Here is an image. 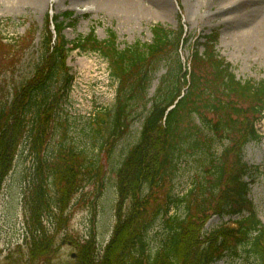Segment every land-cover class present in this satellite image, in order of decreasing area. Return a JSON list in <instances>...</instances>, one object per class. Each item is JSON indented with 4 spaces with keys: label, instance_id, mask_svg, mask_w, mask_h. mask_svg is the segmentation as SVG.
<instances>
[{
    "label": "trees",
    "instance_id": "obj_1",
    "mask_svg": "<svg viewBox=\"0 0 264 264\" xmlns=\"http://www.w3.org/2000/svg\"><path fill=\"white\" fill-rule=\"evenodd\" d=\"M58 19L50 18L54 33L44 37L32 77L0 106V198L23 144L34 161L22 198L23 244L4 259L7 264H52L56 237L69 231L67 213L73 201L84 197L90 179L97 180L95 199L106 185L99 153L94 161L84 150L60 146L48 156L51 129L72 79L66 60L75 49L103 57L118 87L113 107L96 118L102 126L93 134L94 140L101 139L99 151L105 149L110 157L133 122H142L137 140L112 166L116 197L110 240L98 248L93 228L86 240L76 242L71 264H215L228 252L237 255V247L255 264H264V226L248 199L246 179L253 177L244 162L245 147L262 139L256 125L264 119V81L237 80L216 53L214 34L195 44L187 66L178 55L189 41L182 28L170 31L156 25L151 44L119 49L113 33L103 41L91 32L68 42L62 34L65 22ZM32 39H23L18 48H29ZM162 63L166 74L148 98ZM92 144L95 148L98 143ZM191 158L199 178L183 196L173 195L171 187L166 189L170 178ZM89 205L94 220L95 202ZM170 208L173 216H168ZM162 216L164 234L153 249L148 234ZM213 216L239 219L207 232Z\"/></svg>",
    "mask_w": 264,
    "mask_h": 264
},
{
    "label": "rangeland",
    "instance_id": "obj_2",
    "mask_svg": "<svg viewBox=\"0 0 264 264\" xmlns=\"http://www.w3.org/2000/svg\"><path fill=\"white\" fill-rule=\"evenodd\" d=\"M138 4L136 15H127L112 6L111 0H42L38 5L31 0H0V106L10 102L15 91L32 77L35 66L41 60L44 37L53 34L50 18L58 16L64 21L62 34L68 42L86 38L93 32L98 41L107 39L109 33L116 36L119 49L134 44L149 45L152 42L151 29L161 25L170 31L183 29L189 41L180 46L178 55L184 62L190 59L192 47L202 44L205 36L214 34L217 39L215 51L219 58L231 65L237 80L264 81V46L252 37L256 18L249 12L253 9V0H128ZM255 1V0H254ZM227 9V10H225ZM230 12V13H227ZM71 14L65 19L63 15ZM49 20V21H48ZM30 32V34H29ZM33 36L30 47L18 48ZM29 42V41H28ZM25 46V44L23 45ZM202 52V48H198ZM69 75L72 77L67 102L59 104L58 114L51 129L48 142V156L54 154L60 146L84 150L86 157L95 161L103 169L101 196L95 199L97 180L86 182L84 197H76L68 217V233L58 234L56 252L52 264H71V255H77L76 242L86 240L94 228V237L98 248H104L109 242L114 220L113 189L115 179L113 167H117L122 155L137 140L142 121L133 122L126 136L118 142L115 151L108 157L104 149L99 151L101 139L93 134L99 130L100 118L105 110L113 107L118 94L117 84L109 77L108 64L99 54L80 53L72 50L66 60ZM166 74L162 63L155 72L149 89L148 98H153L160 82ZM262 139L250 143L244 149V162L252 169L249 200L254 206L257 218L264 225V119L256 125ZM92 140L98 143L93 147ZM22 145L14 163V168L3 186L0 198V264L10 253H14L23 244L26 227L22 198L27 187V180L34 161ZM218 149V153L221 152ZM110 154V153H109ZM192 159V158H191ZM196 160L187 161L173 173L170 189L173 195L183 196L199 178ZM113 166V167H112ZM254 180L252 183L251 181ZM95 202L96 214L92 216L90 203ZM175 214L170 208L168 216ZM247 214L243 215L246 217ZM162 216L149 232L150 247L157 246L164 234ZM235 220L236 218H230ZM228 218L212 217L206 224L207 232L219 226ZM94 222V227L92 226ZM50 230L52 229L49 226ZM54 232V230H52ZM236 254L228 252L215 264H255V259L248 257L241 247ZM16 255H14V258Z\"/></svg>",
    "mask_w": 264,
    "mask_h": 264
},
{
    "label": "bare ground",
    "instance_id": "obj_3",
    "mask_svg": "<svg viewBox=\"0 0 264 264\" xmlns=\"http://www.w3.org/2000/svg\"><path fill=\"white\" fill-rule=\"evenodd\" d=\"M40 5L42 0H31ZM112 6L116 7L119 11L127 15H136L139 11L138 4L131 3L128 0H111ZM253 9L249 12L251 17H256L255 29L253 30L252 37L259 44L264 46V0H253ZM227 10V9H225ZM230 13V12H227Z\"/></svg>",
    "mask_w": 264,
    "mask_h": 264
},
{
    "label": "water",
    "instance_id": "obj_4",
    "mask_svg": "<svg viewBox=\"0 0 264 264\" xmlns=\"http://www.w3.org/2000/svg\"><path fill=\"white\" fill-rule=\"evenodd\" d=\"M71 258H75V255L73 254V255H71Z\"/></svg>",
    "mask_w": 264,
    "mask_h": 264
}]
</instances>
